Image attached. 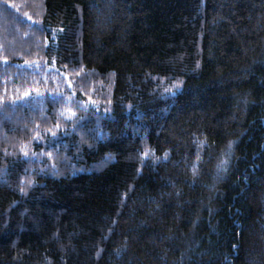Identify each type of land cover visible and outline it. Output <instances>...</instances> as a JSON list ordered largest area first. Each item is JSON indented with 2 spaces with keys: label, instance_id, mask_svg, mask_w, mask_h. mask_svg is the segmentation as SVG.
<instances>
[{
  "label": "trees",
  "instance_id": "16d2710c",
  "mask_svg": "<svg viewBox=\"0 0 264 264\" xmlns=\"http://www.w3.org/2000/svg\"><path fill=\"white\" fill-rule=\"evenodd\" d=\"M0 264H264V0H0Z\"/></svg>",
  "mask_w": 264,
  "mask_h": 264
},
{
  "label": "snow or ice",
  "instance_id": "6c2138e0",
  "mask_svg": "<svg viewBox=\"0 0 264 264\" xmlns=\"http://www.w3.org/2000/svg\"><path fill=\"white\" fill-rule=\"evenodd\" d=\"M26 95H27V93H25ZM25 154H27V153H25ZM29 183H31V181H29ZM21 191H23V189H21Z\"/></svg>",
  "mask_w": 264,
  "mask_h": 264
}]
</instances>
